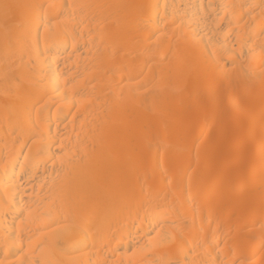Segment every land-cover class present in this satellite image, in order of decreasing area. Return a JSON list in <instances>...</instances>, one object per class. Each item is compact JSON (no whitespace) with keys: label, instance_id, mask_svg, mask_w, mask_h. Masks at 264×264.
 <instances>
[{"label":"bare ground","instance_id":"obj_1","mask_svg":"<svg viewBox=\"0 0 264 264\" xmlns=\"http://www.w3.org/2000/svg\"><path fill=\"white\" fill-rule=\"evenodd\" d=\"M0 264H264V0H0Z\"/></svg>","mask_w":264,"mask_h":264},{"label":"snow or ice","instance_id":"obj_2","mask_svg":"<svg viewBox=\"0 0 264 264\" xmlns=\"http://www.w3.org/2000/svg\"><path fill=\"white\" fill-rule=\"evenodd\" d=\"M31 7L33 6L22 5V4H7V3L0 5V8H2L3 10L4 19L6 22L11 19H14L16 17L17 12L22 13L24 10L31 8Z\"/></svg>","mask_w":264,"mask_h":264}]
</instances>
